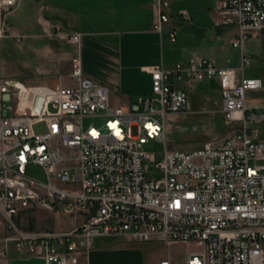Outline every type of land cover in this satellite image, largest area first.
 <instances>
[{"label": "built area", "instance_id": "built-area-1", "mask_svg": "<svg viewBox=\"0 0 264 264\" xmlns=\"http://www.w3.org/2000/svg\"><path fill=\"white\" fill-rule=\"evenodd\" d=\"M19 1L0 0V39L28 37L7 21ZM156 2L153 28L161 34L168 2ZM216 9L214 24L234 27L239 69L200 54L171 67L152 65L150 91L133 104L111 103L108 86L83 74L79 55L71 84L18 86L0 79L1 256L13 247L45 264H86L96 237L124 236L159 239L168 253L176 243L200 247L184 264H264V135L249 128L264 121V99L247 103V93L262 91L264 81L245 75L250 59L244 52L250 35H264V0H220ZM43 28L47 37L79 46L80 32L65 34L47 20ZM167 33L173 40L176 30ZM204 80L217 81L227 134L218 145H164L156 159L144 145L164 144L171 115L198 111L189 107V91ZM92 116L103 122L85 126ZM41 122L45 130L36 133ZM29 163L43 169L44 181L26 174ZM37 209L82 220L67 230L30 229ZM158 264L179 263L168 255Z\"/></svg>", "mask_w": 264, "mask_h": 264}, {"label": "crops", "instance_id": "crops-1", "mask_svg": "<svg viewBox=\"0 0 264 264\" xmlns=\"http://www.w3.org/2000/svg\"><path fill=\"white\" fill-rule=\"evenodd\" d=\"M42 1L39 7L41 14L43 7L50 11L52 18L59 22L54 25L63 33H81L79 46L66 40L72 55L70 59L79 55L83 74L106 84L110 90V102L113 104H133L135 97L150 91L151 77L147 70L149 66L161 64L171 67L176 62H186L193 54L209 57L219 65L215 60L219 49L217 42L225 32L234 36L233 26L221 27L213 22L220 0H166L168 5L163 11L168 16V21L162 25L172 43L168 47L170 50L167 49L169 52H164L163 49V32L160 34L153 28L157 20L156 0ZM37 23L45 25L42 15L38 17ZM171 28L176 30L173 40L167 33ZM208 30H213L214 33H209ZM48 51L47 64L56 65L60 70L56 78L50 79L51 84L59 81L69 83L71 67L69 69L64 61L59 60L62 59V52L53 49L52 45ZM0 79L18 86H24L25 83L17 77ZM204 81L212 83V80ZM214 82L217 84L216 80ZM260 92L264 96V89ZM263 99L264 97L252 103L261 102ZM44 211L46 210L37 209L32 212L35 225H30V229L67 230L82 220L81 217L71 218L62 212H51V215L62 213L70 219L63 228H48L43 226L46 220ZM3 233V226L0 225V236ZM160 244L164 245L159 239L133 241L124 236L96 237L87 254L86 264H158L168 255L179 264H184L187 253L180 259L171 248L160 259H152L155 245ZM0 264H45V261L41 256L17 254L11 247L7 256L0 255Z\"/></svg>", "mask_w": 264, "mask_h": 264}, {"label": "rangeland", "instance_id": "rangeland-1", "mask_svg": "<svg viewBox=\"0 0 264 264\" xmlns=\"http://www.w3.org/2000/svg\"><path fill=\"white\" fill-rule=\"evenodd\" d=\"M42 3V0H20L17 11L8 17V23L20 34H34L36 36L28 35L20 42H16L12 37L0 39V78L17 77L22 79L25 84L52 86L50 79L56 78L60 70L56 65L47 64L49 59L48 49L51 45L53 49H59L62 52V59L59 60L64 61L69 69L72 67L73 57L70 59L72 55L70 54L71 51L69 52L66 39L47 37L44 34L43 26L37 23L40 15H42L44 21H49V24L59 23L57 19L52 18V13L45 7L42 8L41 14L39 7ZM233 38L234 36L225 32L221 40L217 42L219 49L216 52L215 60L219 64L218 66L239 69L240 51L232 46ZM170 46H172V43L164 31V52L170 50ZM244 52L250 59V65L246 67L245 75L248 77L258 76L264 79V35H250L245 40ZM171 55L175 56L173 53ZM69 83L71 84V80ZM263 97V93L260 91H250L247 93V103L260 101ZM136 98L134 99L136 100ZM2 103L5 105L10 103V101H3ZM220 106V90L214 80H212V83L208 81L199 82L198 85L189 91V107L198 111L171 115L166 125L164 144L151 140L144 145V150L153 153L156 159H159L164 150V145L167 149H193L207 142L218 145L228 132L219 112ZM7 115H11V112L8 111ZM102 122L103 117L98 116L85 117L83 119L85 126L90 123L98 126ZM254 127L261 129V133L264 135V121L249 124V128ZM33 130L36 133L43 132L45 124L43 122L37 123L33 126ZM25 172L28 176L37 180H45V173L39 165L29 163ZM44 215L46 220L43 226L54 229L63 228L69 223L70 219L62 213L51 215V212L44 211ZM49 215L51 216L49 217ZM33 221V218H31L30 225L32 226L35 225V221ZM197 249H200V247L195 246L193 243H179L171 246V251L180 259L189 251ZM166 252L167 248L164 245H155L152 259H160L161 255H165Z\"/></svg>", "mask_w": 264, "mask_h": 264}, {"label": "water", "instance_id": "water-1", "mask_svg": "<svg viewBox=\"0 0 264 264\" xmlns=\"http://www.w3.org/2000/svg\"><path fill=\"white\" fill-rule=\"evenodd\" d=\"M208 31H209V33H210V32H211V33H214L213 30H208ZM3 98H6V94H4Z\"/></svg>", "mask_w": 264, "mask_h": 264}]
</instances>
